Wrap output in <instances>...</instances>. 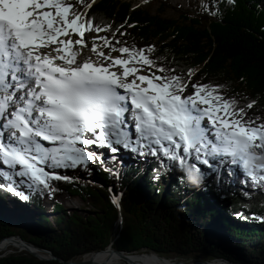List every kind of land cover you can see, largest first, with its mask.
I'll use <instances>...</instances> for the list:
<instances>
[{"label":"snow or ice","instance_id":"snow-or-ice-1","mask_svg":"<svg viewBox=\"0 0 264 264\" xmlns=\"http://www.w3.org/2000/svg\"><path fill=\"white\" fill-rule=\"evenodd\" d=\"M122 27H101L72 0H0V189L51 197L52 181L72 179L59 170L89 172L104 151L116 159L122 148L218 179L236 166L241 185L264 191V117L248 112L255 102L157 64L151 45L117 39ZM92 32L96 59L82 51Z\"/></svg>","mask_w":264,"mask_h":264},{"label":"trees","instance_id":"trees-1","mask_svg":"<svg viewBox=\"0 0 264 264\" xmlns=\"http://www.w3.org/2000/svg\"><path fill=\"white\" fill-rule=\"evenodd\" d=\"M201 2L199 15L179 10L177 19L161 15L165 2L151 14L129 1L98 0L87 14L101 27L123 25L119 31L126 35L117 39L138 48L151 45V58L176 74L187 77L191 69L196 80L220 85L224 96L235 97L242 105L254 101L249 114L264 117V0ZM130 158L139 159L136 154ZM144 162V169L131 162L118 167L108 158L104 166L94 161L89 172L59 170L72 179L51 182L58 190L48 208L46 194L29 192L24 194L29 198L21 200L0 189L3 203L10 197L34 211L26 223L22 217L5 216L0 204V241L18 235L62 260L14 250L0 254V264H69L111 242L115 250L130 254L154 251L165 258L264 264V191L241 185L236 166H231L232 176L228 167H222L219 179L206 167L201 172L207 175L193 170L197 177L193 182L187 165L168 171L151 156ZM173 171L177 174L168 182ZM115 178L124 188L118 206L113 202L118 191L111 188ZM163 181L168 183L165 188ZM63 192L88 199L93 209L80 213L65 207L57 200Z\"/></svg>","mask_w":264,"mask_h":264},{"label":"rangeland","instance_id":"rangeland-1","mask_svg":"<svg viewBox=\"0 0 264 264\" xmlns=\"http://www.w3.org/2000/svg\"><path fill=\"white\" fill-rule=\"evenodd\" d=\"M90 0H83V4L81 3H77V0H72V3L74 4L76 10L83 12V10L85 9L86 5H91L95 2H97L96 0L91 3L88 4ZM122 1H129L131 2L132 6L134 8H138V9H143L151 14H154L158 11V7L160 5L161 2H165L167 3L166 8L163 10V12L161 13L162 16L167 17V18H172V19H177L179 16V10H184L186 11L187 14H189L190 16H195V15H199L202 11V5H201V0H122ZM89 8V7H88ZM88 36V54L84 55V58H91V59H96L95 55H93L90 51V46H91V42H92V37L96 36L97 33L92 32L91 34H86ZM99 35H101V33H99ZM97 44H100L101 42L99 40L96 41ZM105 52L108 51V49H104ZM112 55L117 56L119 55V53L113 52ZM104 161L103 163L107 162V158H106V153L104 152ZM114 163L118 164L119 163V158L116 157V159H114ZM136 163V162H135ZM140 165H143V163L141 162ZM176 174H174L173 176H175ZM18 179V178H17ZM81 181H87L86 178L81 177L80 178ZM162 186L165 188L167 187V183L165 181H163V183H161ZM24 187V186H23ZM116 189L117 191H119V194H121L120 192H122L124 190L123 187H120V183L118 182V180L115 178L112 182V190ZM20 191L21 188L19 189ZM111 190V191H112ZM110 191V192H111ZM23 193H25L24 191H22ZM118 194V196H119ZM117 196V197H118ZM58 201L61 202L65 207L69 208V209H76L78 210L80 213H86L89 212L90 210L93 209V207L91 206V204L89 203L88 199H81L79 197H75V196H70L67 193L63 192L58 196ZM46 200V205L47 208L51 206L52 200L50 198L45 199ZM7 202H11V201H7ZM29 215H32V210L29 208L28 209ZM7 215L5 214V216L10 217V213L6 212ZM120 222V221H119ZM118 234H115V236H117ZM14 250H18V251H24V250H20V249H16L13 246H10L8 244H6L5 246H3L2 248H0V254H4L10 251H14ZM177 261H182V262H194L197 261L196 259L190 257V258H176ZM176 259H171V260H176ZM201 263V262H199ZM111 264H125V262L123 261H116L113 262ZM221 264H227L226 262H223Z\"/></svg>","mask_w":264,"mask_h":264},{"label":"water","instance_id":"water-1","mask_svg":"<svg viewBox=\"0 0 264 264\" xmlns=\"http://www.w3.org/2000/svg\"><path fill=\"white\" fill-rule=\"evenodd\" d=\"M5 244L13 246L16 249L27 251V252L35 255L39 259H59L60 261H62L60 258H57L56 256H54L50 251L38 248V247L34 246L33 244H30V243L26 242L25 240H23L18 235H12V236H8V237L3 238L0 241V248H2ZM105 251H110L112 253H115L118 256H124V257H129V256L136 255V253L130 254V253H126L124 251L115 250L112 247V242L109 243L103 250L94 251V252L98 253V252H105ZM94 252H90V253H94ZM149 252H153L157 256H159L161 258H164L166 260L176 259V258H165L163 256L158 255L154 251H149ZM90 253L83 254L79 260L69 262V264H79V263H85V264H106V263H101V262H98V261H95V260L86 259L85 255H88ZM137 253H140V252H137ZM213 260L223 261V262H226L227 264H240V263L232 262L230 260L222 259V258H215V259H210V260H197V261H194L192 263L207 262V261H213ZM179 262H182V261H179Z\"/></svg>","mask_w":264,"mask_h":264},{"label":"bare ground","instance_id":"bare-ground-1","mask_svg":"<svg viewBox=\"0 0 264 264\" xmlns=\"http://www.w3.org/2000/svg\"><path fill=\"white\" fill-rule=\"evenodd\" d=\"M94 1L95 0H90L88 4H91ZM85 10L87 9H84L83 12ZM87 50L88 48L86 50H82L83 55L88 54ZM85 258L90 259V260H95L101 263H106V264H111L116 261H123L125 262V264H221L223 263V261H218V260L201 262V263L179 262L177 260H171V259L166 260L164 258L157 256L153 252H141V253H136V255H133V256L124 257V256H118L115 253H112L110 251H105V252H98V253L96 252L90 253L88 255H85Z\"/></svg>","mask_w":264,"mask_h":264},{"label":"clouds","instance_id":"clouds-1","mask_svg":"<svg viewBox=\"0 0 264 264\" xmlns=\"http://www.w3.org/2000/svg\"><path fill=\"white\" fill-rule=\"evenodd\" d=\"M189 179H190V180H193V179H194V175L190 173V174H189Z\"/></svg>","mask_w":264,"mask_h":264}]
</instances>
